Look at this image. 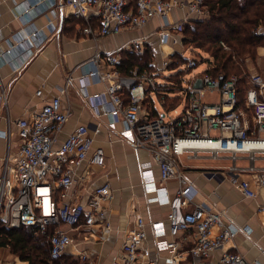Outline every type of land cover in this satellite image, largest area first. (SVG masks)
<instances>
[{"label":"built area","instance_id":"obj_1","mask_svg":"<svg viewBox=\"0 0 264 264\" xmlns=\"http://www.w3.org/2000/svg\"><path fill=\"white\" fill-rule=\"evenodd\" d=\"M207 0H60L59 5L68 6L72 16L82 18L86 25L84 34L93 38L115 35L125 30L141 29L156 20L160 43L184 45L185 31L193 27L196 19L211 17ZM57 5V0H53ZM180 10L181 16L174 19L173 10ZM93 18L99 21L95 28ZM224 48H228L221 42ZM160 46V45H159ZM154 50L149 36L141 35L127 42L124 47L106 54L94 53L88 62L86 76L108 81L104 93L91 95L94 99H107L108 114L111 116L110 127L122 121L120 137L134 147L147 149L160 170L159 181L152 172H143V186L149 202L167 204L169 211L166 220L150 222L157 251L173 252L172 261L182 257L177 250L179 233H192L194 242L188 250L195 259L193 264H209L208 257L215 250H220L221 264H253L242 254L226 250L225 244L238 232L247 231V226H238L223 218L221 210H211L205 202L194 204L189 210H183L192 198L198 196L181 171L177 168L174 157L186 155L190 158L207 155L215 158L221 153L229 154L233 162L242 154L254 160L259 153H264V77L259 73L248 75L251 86L244 94V105L252 110V121L244 108L238 105L239 77L234 74L205 72L201 77L200 87L193 83L181 89L184 108L170 116H154L142 109V102L148 90L159 92L158 83L148 70L135 69L130 76L120 75L118 66L124 51L142 54L145 50ZM160 62L164 69L175 59L165 55L161 49ZM182 65L195 68L198 59L186 58ZM103 64V65H102ZM106 69H102V67ZM181 67L178 71L182 70ZM190 69V70H191ZM71 77H68L70 81ZM126 90L130 101L125 103L122 97ZM205 91L219 93V101L202 100ZM40 90L36 94L39 95ZM2 99L6 96L2 91ZM106 102V104H107ZM70 116V110L62 107L60 96L52 97L44 103L30 118L16 121L21 144L13 162L6 154L0 171V223L6 228L24 226L34 233H45L48 228L54 230L49 236L50 256L58 259L73 242L70 231L89 230L100 226L109 231L110 221L104 204L111 198L108 182L94 189L82 202L63 203L67 191L73 185L74 168L84 160L98 166L104 165V151L101 147L94 149L93 137L86 125L76 126L67 137L58 144V135ZM9 125L3 131L8 137ZM215 133V134H212ZM14 164V165H13ZM224 176L234 184L241 193L252 198L256 191L250 181L240 176L243 168L232 164ZM245 170L255 173V182L264 186V168L249 164ZM216 172H206L216 176ZM177 179L179 186L171 195L163 186L169 179ZM264 212V204L259 207ZM213 226L218 231L212 234ZM171 235L167 240L163 237ZM147 237L146 223L141 217L136 218L134 227L129 231L123 246L125 264H159L149 258V250L143 246ZM80 259L86 264H94L87 254Z\"/></svg>","mask_w":264,"mask_h":264},{"label":"crops","instance_id":"obj_2","mask_svg":"<svg viewBox=\"0 0 264 264\" xmlns=\"http://www.w3.org/2000/svg\"><path fill=\"white\" fill-rule=\"evenodd\" d=\"M59 2L60 0H57L55 6L53 0H0V171L6 154H10V162H13L21 144L16 121L19 118H30L52 97L60 96L62 107L70 110V116L58 135V144L76 126L86 125L94 139L88 156L95 148L101 147L105 160L103 166L91 164L88 160L76 166L73 185L62 202L85 201L96 187L106 182L111 188V198L104 203L111 226L109 231H104L97 225L89 230L70 231L74 240L61 256L69 257L78 264H86L80 259L81 254H87L94 264H125L123 243L134 227L136 218L141 217L146 223L147 232L143 246L149 250L150 259H155L159 264H193L195 259L188 250L194 242V231L182 232L175 237L178 241L177 250L182 252V257L176 261H172L173 252L170 250L157 251L150 222L166 220L169 206L147 200L151 193L144 189L142 173L150 171L154 179L159 181V167L147 149L134 147L120 137L119 131L124 126L122 121L116 122L114 127L109 126L111 116L108 114L107 99L91 97L95 93H104L108 81L85 75L88 62L94 53L115 52L141 35L149 36L155 51L148 50L157 52L159 59L160 49L173 59L180 56V53L178 50L168 53L163 49L165 43H160L159 36L156 35V20L141 29L93 38L82 32L86 21L73 17L71 9L66 5L60 6ZM172 16L178 19L181 11L173 10ZM91 23L95 28L99 25L95 18ZM170 45L187 48L179 44ZM256 59H259L258 65L252 62L251 68L256 71L254 73L264 77V45L257 47ZM206 61L207 67L201 73L195 72L199 63L191 69L194 72L191 71L192 75L186 78L187 85L181 89L191 83L195 85L197 80H200L197 86L200 87L202 75L208 72L209 63ZM157 62V69H146L154 73L155 81L156 77H160V69L168 70L170 74L179 70L177 67L164 69L160 60ZM154 63L155 60L150 59L147 66L150 67ZM137 68L139 67H134V70ZM183 68L181 67L182 70ZM102 69L106 67L103 66ZM144 69L141 67L140 71ZM249 69L247 62V70L252 74ZM186 72L190 70H186L183 75ZM163 73L164 71L161 73V79L156 81L159 84V92L148 90L147 97L142 102V109L152 115H161L160 110L178 113L184 108L181 89L170 93L168 79H165L166 74ZM68 77H71L70 81ZM183 81L184 78L182 85ZM37 90L41 91L39 95L36 94ZM2 91L6 96V103L2 99ZM166 95L178 98L172 104H166L163 103ZM207 95L214 97L209 99ZM201 98L207 102H217L219 93L205 91ZM8 125L9 133L6 137L3 131ZM174 159L177 168L198 192V196L195 195L183 210H189L194 204L203 201L211 210H221L224 220L238 226H247V231L238 232L226 242L224 248L242 254L253 264H264V212L259 210L264 204V186L256 184L254 172L245 170L249 164L264 168V153L257 154L251 161L242 154L233 162L226 153H221L215 158L205 154L195 158L181 155L175 156ZM231 163L243 168L240 176L250 181L256 191L254 197H245L227 176H224L228 173L227 169ZM206 172H216V176H210ZM163 186L173 195L179 183L173 178L166 180ZM218 230L217 226H213L212 234ZM163 238L170 240L171 235L167 233ZM220 255V250L213 251L208 257L209 264H221ZM0 264L29 263L14 255L9 247L0 246ZM136 264H140V261Z\"/></svg>","mask_w":264,"mask_h":264},{"label":"trees","instance_id":"obj_3","mask_svg":"<svg viewBox=\"0 0 264 264\" xmlns=\"http://www.w3.org/2000/svg\"><path fill=\"white\" fill-rule=\"evenodd\" d=\"M206 3L211 17L194 20V26H188L185 31L184 44L193 54L198 55L199 50L208 54V73L234 74L239 77L238 105L245 109L249 120L252 121V110L244 105L245 91L251 86L246 60H251L255 64L257 47L264 45V0H207ZM221 42L229 49H225ZM150 52L145 50L140 56H146ZM138 56L137 52H122L121 64L118 66L119 74L130 76L134 67L141 69L148 64L149 57L147 59L144 57V61L136 63ZM186 60L182 59L178 65L184 64ZM139 63L140 65H137ZM178 72L174 71L171 76L175 77ZM182 76L179 81L171 78L167 80L170 93L180 91ZM122 97L125 103L130 101L128 92L123 91ZM177 98L166 95L163 103L172 104ZM53 230L50 227L45 233H34L24 226L6 228L0 223V246L9 247L14 255L28 261L29 264H78L69 257L51 258L49 236Z\"/></svg>","mask_w":264,"mask_h":264},{"label":"rangeland","instance_id":"obj_4","mask_svg":"<svg viewBox=\"0 0 264 264\" xmlns=\"http://www.w3.org/2000/svg\"><path fill=\"white\" fill-rule=\"evenodd\" d=\"M166 52H168V53H171L173 50H178V52L179 53H184V56L186 57V58H191V57H195L192 53H191V51L189 50V48H186V49H184V48H180L179 46H176V45H174V46H172V45H170V43H165V45H164V48H163ZM201 51V52H200ZM196 54V57L195 58H197L198 59V67L195 69V72L196 73H201L204 69H205V67H207V61L206 60H208V54L207 53H205L203 50H199V54L197 55V53H195ZM139 58H138V61L136 60L135 62L137 63V62H142V61H144V57H146V59L149 57V59H151V60H155V63H154V65H152V66H150V67H148L147 65L146 66H143L142 68H145V69H148V70H155V69H157L158 67H157V64H158V62L157 61H159L160 59H159V54L156 52V53H154V52H150L149 54H147L146 56H140V54H139V56H138ZM175 60H174V62L171 64V66H167V68L166 69H170V68H174V67H178V66H176V65H178V63H181V61H182V59L181 58H179L178 56H176V58H174ZM157 60V61H156ZM258 61V62H257ZM247 62H248V67L250 68L249 69V71H251L252 73H254V72H256L253 68H251V66H253V64H252V61L251 60H246V66H247ZM255 63H257V65H258V63H259V59H255ZM137 65H140V63L139 64H137ZM209 67V66H208ZM247 68V67H246ZM191 68H183V70H180L179 72H178V74L177 75H175V77H173V76H171L172 74H170V73H168V70H161L160 69V72H159V76L160 77H162V71H164V73L163 74H166V76H165V79L167 80V79H169V78H171L172 80H174V81H179L180 80V76H182L183 75V73H185V71L187 70V71H189ZM191 71H193V70H190V72H186V77H185V75H183V78H184V81H183V87H185L186 85H187V83H186V78H189L191 75H192V73L194 72H191ZM258 72H260V71H258ZM160 77H156V81H158L159 79H161ZM153 96H154V92L152 91V93H151ZM206 97H210L209 99H211V98H213L214 96H206ZM160 112L163 114H166L164 111H162V110H160ZM168 114L170 115V116H174L176 113H174V111H170V112H168ZM212 134H215V133H212Z\"/></svg>","mask_w":264,"mask_h":264},{"label":"water","instance_id":"obj_5","mask_svg":"<svg viewBox=\"0 0 264 264\" xmlns=\"http://www.w3.org/2000/svg\"><path fill=\"white\" fill-rule=\"evenodd\" d=\"M199 83H200V80H197V82H196V87L199 85Z\"/></svg>","mask_w":264,"mask_h":264}]
</instances>
